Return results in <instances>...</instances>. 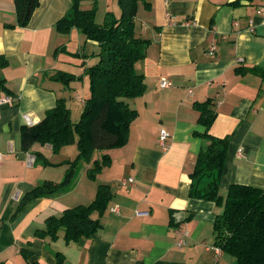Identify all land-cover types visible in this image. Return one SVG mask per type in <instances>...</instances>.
I'll return each mask as SVG.
<instances>
[{"label": "crops", "instance_id": "crops-1", "mask_svg": "<svg viewBox=\"0 0 264 264\" xmlns=\"http://www.w3.org/2000/svg\"><path fill=\"white\" fill-rule=\"evenodd\" d=\"M12 1L0 0V55L7 60L0 67L6 88L0 87V96L14 99L12 106L0 104V263L53 264L59 251L64 264H234L233 256L214 246L213 221L221 207L189 196V175L206 144L195 134L204 127L193 104L210 100L215 119L209 134L229 137L220 195L231 183L264 188V15L258 10L264 0H145L147 8L139 3L134 34L149 43L135 68L145 91L128 101L137 116L126 144L105 150L109 168L115 165L118 172L101 181L113 195L100 228L68 244L62 233L52 240L34 232L47 217L91 202L97 184L85 189L80 178L74 190L73 184L60 195L33 199L15 214L21 196L36 184L58 181L53 168L65 159L43 154L49 162L43 164L33 154L40 149L33 144L23 151L18 140L24 114L40 120L62 97L59 91L69 83L52 76L66 71L67 53L76 50H67L69 41L78 43L82 55L79 43L85 39L75 27L67 33L54 28L71 0H38L28 24L10 29L5 23L15 22ZM96 3L102 21L108 11L120 15L116 0ZM91 5L80 3L81 9ZM162 77L169 87L159 86ZM73 97L82 111L84 97ZM160 127L169 134L164 146ZM129 177L132 183L121 184Z\"/></svg>", "mask_w": 264, "mask_h": 264}, {"label": "trees", "instance_id": "trees-1", "mask_svg": "<svg viewBox=\"0 0 264 264\" xmlns=\"http://www.w3.org/2000/svg\"><path fill=\"white\" fill-rule=\"evenodd\" d=\"M83 0H71L68 12L59 18L55 27L60 33H67L75 27L87 40L97 44L96 62L85 68L89 78V95L83 102L79 119L72 122L70 110L63 97L56 99L55 105L42 115L33 125L20 126L19 142L23 151H28L34 143L49 144L54 152L76 138L77 155L67 160L68 168L59 182L43 180L21 196L16 212L36 198L60 195L74 184L76 168L81 162L91 163L88 177L95 178L103 166L111 161L107 153L100 160L92 158L95 150H106L126 144L130 123L137 116V110L128 103L129 99L143 95L144 78L136 71L135 63L146 55L149 40L136 37L134 21L141 2L145 0H116L120 15L106 12L101 23L95 21L96 0H91L89 9H81ZM14 23H5L7 27H25L39 5L38 0H13ZM7 64L0 55V67ZM264 72V70H262ZM52 78L62 84H68L74 77L66 72L57 71ZM5 79L0 76V87ZM6 89V88H5ZM211 101L195 102L198 111V123L204 127L202 136L206 144L199 150L196 162L190 173L189 196L214 201L221 210L213 221L214 246L221 252L235 258L234 264H264V188L250 184L231 183L225 196L219 193V181L222 175L229 137H215L208 129L215 119L210 108ZM36 160L49 164L42 153L33 151ZM203 177L210 178L204 185ZM94 198L88 204H77L65 208L58 215L45 220L43 228L35 230L37 237L49 236L56 240L59 233L66 244L80 238H87L100 228V217L105 211L113 192L108 183H97ZM97 216L94 217L93 214ZM53 264H64L61 252H55ZM2 264V263H0ZM27 264H39L37 261Z\"/></svg>", "mask_w": 264, "mask_h": 264}, {"label": "rangeland", "instance_id": "rangeland-1", "mask_svg": "<svg viewBox=\"0 0 264 264\" xmlns=\"http://www.w3.org/2000/svg\"><path fill=\"white\" fill-rule=\"evenodd\" d=\"M100 17L101 13L97 12L95 21L101 23L102 19H100ZM84 39V42L81 41V43H79V46H83V49L86 52L85 54L83 53L81 55L77 52L78 43L74 40L69 41V45H67L66 48L70 51L72 50L73 46V48H75L76 50L71 51L72 53H67L66 49L64 50V52H66L68 56L64 60L67 62L65 67L66 71L62 72H66L67 74L72 75L74 78L69 81L68 87L65 90L59 91V93L60 96L64 97L65 103L69 107L72 122H76L81 114V106H79L74 101L73 96L78 93L80 96H82V98L84 97L85 99L89 95V78L88 75L85 73V68L87 67L86 65L95 63L97 59L95 57V54L98 50L97 44L90 40H87L85 36ZM74 138H76L75 135ZM74 138L73 141H71L70 143L61 146L58 149V152H54L49 146L44 144L34 143L33 145L36 149H40L38 152H43L42 154H46L51 160H56L59 159L61 156H65V159L58 161V163H56L57 166L53 168V172L55 173V176H57V182L63 179L64 174L68 168L66 161L72 160L77 155L78 149L76 145V139ZM105 152V150H95L92 158L100 160L102 154H104ZM90 165L91 163L87 164L85 162H81L78 165L75 172L76 178L72 190H74V188L78 184H80V178L82 179L80 186L87 189L91 188L92 186L94 187L97 183L103 181V177L118 172V169L115 167V165H113L111 168H109L110 165L103 166L102 168H100V171L96 174L95 178H90L87 174V170L89 169ZM209 179L210 178L203 177L200 183L204 185L207 181H209ZM223 193H225V191ZM223 195L225 196V194Z\"/></svg>", "mask_w": 264, "mask_h": 264}, {"label": "built area", "instance_id": "built-area-1", "mask_svg": "<svg viewBox=\"0 0 264 264\" xmlns=\"http://www.w3.org/2000/svg\"><path fill=\"white\" fill-rule=\"evenodd\" d=\"M259 12L264 15V2L261 4V6L259 7ZM171 85V82L165 78H161L160 81H159V86L161 88H165V87H169ZM1 103H6L8 104L9 106H12L14 104V99L10 96V95H4V96H0V104ZM24 119L26 121V124L29 125H33V124H36L39 120L38 119H33V118H30V115L29 114H24ZM169 134L168 132L166 131L165 128L163 127H160L159 128V131H158V142L160 143V145L164 146L165 145V142L168 138ZM2 159V153H0V160ZM133 180L132 178H123L121 180V184L125 185V184H129V183H132ZM112 212H115L117 213L118 212V209L117 207H113L110 209ZM183 243L182 240H180L178 242L179 245H181ZM215 250L217 252H220V249L218 247L215 246Z\"/></svg>", "mask_w": 264, "mask_h": 264}]
</instances>
